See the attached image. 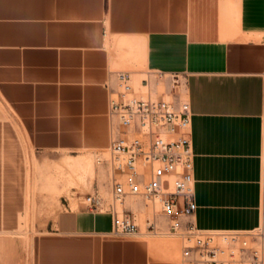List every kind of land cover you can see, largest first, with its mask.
Segmentation results:
<instances>
[{"label": "crops", "instance_id": "1", "mask_svg": "<svg viewBox=\"0 0 264 264\" xmlns=\"http://www.w3.org/2000/svg\"><path fill=\"white\" fill-rule=\"evenodd\" d=\"M121 72L134 82L147 76L139 85L148 80L153 91L160 73L183 78L197 228L258 227L264 0H0V264H181L182 249L178 262L175 250L153 248L172 238L141 225L115 236L112 216L87 205L31 220L37 164L110 148L111 87ZM43 197H35L37 215L47 211ZM38 225L37 236L23 233Z\"/></svg>", "mask_w": 264, "mask_h": 264}, {"label": "built area", "instance_id": "2", "mask_svg": "<svg viewBox=\"0 0 264 264\" xmlns=\"http://www.w3.org/2000/svg\"><path fill=\"white\" fill-rule=\"evenodd\" d=\"M158 77L167 89L153 98L148 80L141 87L148 89V96L141 97L132 74H118L109 110L111 200L96 192L86 197V205L112 216L115 236H133L140 223L128 201L136 199L142 205L137 211L152 213L145 219L150 234H162L159 218L166 219V235L181 241V264H264V199L253 230H199L193 222L197 204L192 112L181 92L183 78Z\"/></svg>", "mask_w": 264, "mask_h": 264}, {"label": "rangeland", "instance_id": "3", "mask_svg": "<svg viewBox=\"0 0 264 264\" xmlns=\"http://www.w3.org/2000/svg\"><path fill=\"white\" fill-rule=\"evenodd\" d=\"M147 76H141L137 82H134L135 90L137 94L141 97L148 96V89H141L140 81L146 79ZM157 83H159L156 90H152L153 86L151 85L150 95L153 98H156L157 95L166 92V83L160 77H157ZM183 98L187 100V97L183 95ZM58 156L53 155V158H46L42 165L37 164L38 174H40V188L38 189L36 183L32 185L31 195H32V218L31 220L34 223H40L43 219H48L53 216L59 208H66L69 206L73 210H77L79 206L86 205V197L88 195L95 194L99 192L101 196L107 200H111L112 192V181L111 175L108 173L111 171V152L110 150H105L102 152H84L82 155L75 159L70 158L66 153L64 154L63 164L58 163ZM61 157V156H60ZM68 159V160H67ZM67 162L65 163V161ZM79 161L78 163L88 165V161L92 162L93 169L90 171L81 170L80 167H71L69 163ZM86 172V173H83ZM38 194H42L43 202L47 205L46 213L37 215L34 213L35 207V197ZM63 197V199H62ZM128 205L131 206L135 211L139 219V223L143 228H145V219L151 216V211L141 210L137 211L138 207L141 208L142 205L138 204L136 199H130ZM56 207H58L56 209ZM140 216V218H139ZM35 221V222H34ZM34 226V225H33ZM42 225H38L35 229L33 227L32 231L25 230L23 233L25 235L37 236L41 233ZM161 236L172 238L175 246V256L178 254V262L180 261V252H177L181 249V241L174 240L176 238L166 235L168 231L162 232ZM165 247V246H161ZM154 249L159 248L158 246L153 247ZM178 249V250H177Z\"/></svg>", "mask_w": 264, "mask_h": 264}, {"label": "bare ground", "instance_id": "4", "mask_svg": "<svg viewBox=\"0 0 264 264\" xmlns=\"http://www.w3.org/2000/svg\"><path fill=\"white\" fill-rule=\"evenodd\" d=\"M87 163H88L87 166L86 165L84 166V165L80 164V166H79L80 169L81 170L89 169L91 171L93 169L92 162L88 161ZM83 173H86V172H83ZM109 174L111 175V171L109 172ZM154 246H156V247L158 246L159 248H161V246H165L164 248L167 251H169V252H171L173 254L176 244L173 241L169 240V239L160 238V239H158L157 241L154 242Z\"/></svg>", "mask_w": 264, "mask_h": 264}]
</instances>
